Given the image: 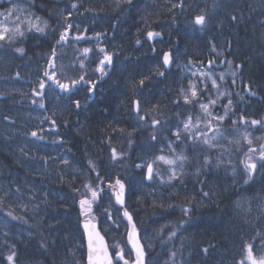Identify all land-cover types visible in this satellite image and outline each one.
I'll return each mask as SVG.
<instances>
[{"label": "trees", "instance_id": "trees-1", "mask_svg": "<svg viewBox=\"0 0 264 264\" xmlns=\"http://www.w3.org/2000/svg\"><path fill=\"white\" fill-rule=\"evenodd\" d=\"M38 5L45 20L43 31L26 23V35L11 33L10 42L0 40V177L8 184H20V193L37 192L39 214L48 213L53 222L72 216L70 228L76 227L84 243L79 262L85 264L79 200L88 198L106 206L91 210L92 217L100 222L112 249L123 247L126 225L104 188L116 178L123 179L128 187V209L139 222L136 198L141 197L138 189L147 184L144 174L152 165L147 159L169 143L178 152L187 139H173L172 130L178 129L175 121L183 114L199 121L201 105H207L216 115L218 124H211L210 131L218 128L219 144L209 162L204 147L191 151L189 160L177 170L179 188L165 190L173 205L187 202L195 212L186 233L175 244L164 245L160 255L162 260L171 258L172 246H177L185 252V260L176 264H239L238 255L248 251V245L257 246L264 216L255 213L254 203L251 213L240 212L238 187H232L226 178L233 179L232 171H236L235 180L242 182L248 174L249 184L264 181V165L254 172L245 167V157L261 145L259 138L264 134L259 127L264 117V0H39ZM202 14L206 16L203 27L194 24L195 17ZM127 25L139 29L135 32ZM145 30H154L159 37L151 43ZM67 31L73 40L61 38ZM89 32L92 41L101 40L102 52L79 43ZM166 50L173 55L169 68L162 60ZM12 52H26L32 63L42 55L41 68L28 66L25 81L10 83ZM79 53L96 60L79 63ZM106 56L111 57L110 63ZM218 76L226 90V98L221 100H215L218 83L213 78ZM136 99L139 114L134 112ZM156 120L160 126L151 127ZM254 120L260 123L253 124ZM241 131L251 137V143L239 151ZM160 132L164 134L158 137ZM33 155L41 157L45 169H31L36 164ZM187 163L197 165L195 176L187 171ZM95 183L98 195L91 200L92 193L87 196L86 191ZM206 187L210 190L202 189ZM203 196L210 199L199 207ZM141 203L144 224L156 218L179 219L169 203L152 204L146 194ZM10 207L0 201V211L10 213L7 216L12 219L15 213ZM40 235L32 234L35 239ZM37 244L48 245L44 240ZM33 245L34 241L24 246L16 239L14 252L28 259L23 250L29 252ZM70 252L78 254L72 248ZM153 259L149 252L148 264ZM3 260L0 254V262Z\"/></svg>", "mask_w": 264, "mask_h": 264}, {"label": "rangeland", "instance_id": "rangeland-1", "mask_svg": "<svg viewBox=\"0 0 264 264\" xmlns=\"http://www.w3.org/2000/svg\"><path fill=\"white\" fill-rule=\"evenodd\" d=\"M38 1L39 0H12V4L9 7L0 6V13L4 14L0 15V33H3V30L5 28L8 29V31L4 33L5 38L8 39V42H10L9 37L11 36V33H22L21 35L23 36L26 34L24 33V27L26 26V23H28L29 25L32 24L31 26L36 30L38 28H44L45 22L40 17L36 16L37 12L35 10H37ZM39 5L42 6L40 3ZM138 22L140 24V21ZM127 26L130 28V30L135 32L139 29L137 27L131 28V25ZM17 28L20 30L19 32L16 31ZM82 32L80 33L81 35ZM147 32L148 30H145L143 33L145 38ZM67 33L68 35H64L65 38L63 40H73L70 35L71 32L67 31ZM83 37L84 38H82L79 43L84 48H90V46H92L97 48V50L100 49V52L103 51L104 45L100 43L101 40L92 41V38H90V32L89 34L84 35ZM19 55L21 54L11 53L9 61L12 64L10 66H16L17 68H19L23 65V69H25L27 67V64L22 62V58ZM79 55V63L82 61H86V63L88 64L89 60H96L95 57H93L92 55L89 56V54L86 53H79ZM98 58L100 59L99 56ZM59 62L64 63V60L61 61L60 59ZM50 66H54V63H51ZM35 67L38 68L36 65H31L30 69H35ZM218 74H220L221 77L226 76L224 72H219ZM220 76L213 78L215 80L216 85L218 83L216 87L217 94L215 96V100H221L226 98V90L225 88L221 87L222 85H224L222 83L223 79H218ZM18 77V72L17 74L12 73L10 83L19 82ZM21 80L24 81L23 78H21ZM220 83L221 85L219 86ZM215 116L216 115L213 114L208 109V107L206 110L205 108L201 110L199 121H196V119L190 117L186 118L185 114H183L179 120L175 121L176 127L179 130H172V134L175 135L173 136V139H178L180 137L186 138L187 140L185 141V144L181 148H179L177 152L176 149L169 148L171 146V144L169 143L168 145L164 146V148H162L160 151H158L159 149L156 150L154 152V155L147 159L151 161V164L153 166V174L150 182L147 183L146 187L138 189V195H141V197L140 199L139 197H137L136 202L139 203L138 210L140 214L138 213L139 222H136L141 230L142 239L146 245V248L154 257V259L152 260L153 264H176L177 262L183 263L185 260V258L183 257L185 255V252L179 251V248L177 246H172L173 248H175V252L172 253L171 258H168L167 260H162L160 252H163V250L166 249L164 245H167L169 243L175 244L176 238H179L180 236L186 233V227L191 221V217L195 212V208L187 206L188 204L187 202L184 203L183 198H180L178 200L180 203H184L183 205H173L168 199L171 195L168 196L165 190L167 188H179V182L175 179L178 174L177 170L179 168L180 163H183L185 165V163L189 160L190 156L192 155L191 151L204 147L208 155L207 160L208 162L210 161V156L212 152L219 144L218 137L220 136L217 127L214 133L210 131L211 124L215 126H217L218 124L216 123V120L214 118ZM167 123L171 125L170 119L167 120ZM186 124L188 125L187 128L185 127ZM150 126L153 127L152 124H150ZM259 127L264 130V117ZM244 128H248L247 124L244 125ZM242 132L243 131L240 132L242 140L239 142V144H237V149L239 151L242 150V147L248 146L249 140H251V137L247 135L246 132ZM163 134L164 133L160 132L157 136L159 137ZM173 139L172 142H174ZM259 140L261 141V145H256L254 153L245 157L246 167L250 163H255L256 169L264 165V161L260 158L261 151L264 150V147H262L264 146V134L259 138ZM188 141L189 144H187ZM185 147L189 150L186 151ZM165 149H168L167 152H165ZM25 151V149L20 150V153L23 154ZM196 152L199 154L200 157L199 151ZM161 156L165 157V160L174 161V163L169 164L166 163L164 160H160L159 157ZM241 157H243V155ZM32 159L36 161V164L33 168L31 164V169H33L34 171H41V169H45L44 165H46V163L43 165L41 157L33 155ZM186 167L190 175H196L197 165L191 166L187 163ZM233 169L236 170L235 167ZM232 172L233 179L230 176V178H226V182L231 183L232 187H238L239 192L236 198V205L240 209V212L246 213L249 210V212L251 213L254 209V203L257 205L255 213L260 212V214L264 216V181L263 183L261 182L259 184H249L247 182L249 178L247 174L241 182L240 180H235L234 175L236 171ZM173 173H175V175H173ZM4 180V178L0 177V201H5L9 205V207L11 206L10 208L14 211L15 217L17 215L21 217V219H23L24 221H21L15 217L9 219L7 215H10V213L5 214L0 211V254H2L4 257V260L0 262V264H80L79 261L83 260H81V258L83 253L82 247L84 243L80 241V237H82V235L77 232L76 227L71 226L70 228V224H72L74 221H72V216H69V219L65 216L64 218L60 219V222H53L52 219H50L47 215L48 213L39 214V208L36 204L38 201V199H36L37 192H35V194H31L29 192L31 195L28 193V191H25V193H20V191H22V186L20 184L14 182L12 184H8L7 182H4ZM190 185L195 186L194 184ZM87 189H89L86 191L88 196V193L91 194L93 190L97 192L98 186L96 185V183L90 184ZM202 189L209 188L206 187ZM199 190H201V188ZM143 194H146V196L149 197V200L152 204L163 205L169 203L171 209L178 214L179 219L172 220L171 222L169 218H156L157 220L153 221L152 223L144 224V207L141 203V198L143 197ZM86 199L88 200V198ZM208 199L210 198L204 196L201 197L197 205L200 207L201 205L207 203ZM234 199L235 197L233 198V200ZM91 200H93V198ZM108 202L110 203V201ZM104 204H106V202H104ZM96 207H102L105 209L106 206H101L99 205V203L92 202L91 210L95 211ZM86 209L87 205H85L84 211H86ZM111 212V209L107 208V214L110 218ZM92 216L93 214H91V212H88L86 217ZM262 222L260 223L262 224V230L259 232L261 227L260 229H258L259 241L257 243V246L255 243L252 247L253 256L257 260H259L261 256H264V220ZM41 228L45 229V231L40 232ZM33 233H35V235L41 234L42 236L40 235V239H35L32 236ZM16 239L21 240L24 246L28 245V241H34L35 245L31 246L28 249L29 252L25 251V249L23 250L24 253L29 255L28 259H25V257H22L21 255L15 253L13 261L8 260V256L14 252L13 243L16 241ZM42 240L48 243V245H46L45 247H41L37 244L36 246V243L41 244ZM124 242L123 244H126V248H128L126 239ZM62 245L66 246V248L63 249ZM70 248H72L78 254L74 256L70 252ZM118 250L119 247L117 246L115 248V252H118ZM238 259L240 261L239 264H241V261H243V264H252V262L248 259L247 250L243 255H238Z\"/></svg>", "mask_w": 264, "mask_h": 264}, {"label": "snow or ice", "instance_id": "snow-or-ice-1", "mask_svg": "<svg viewBox=\"0 0 264 264\" xmlns=\"http://www.w3.org/2000/svg\"><path fill=\"white\" fill-rule=\"evenodd\" d=\"M0 15H4V14L0 13ZM232 19H236V17H233ZM195 23L197 25L202 26V27L205 26L206 25V17L204 15L197 16L195 19ZM37 30L43 31L42 28H38ZM7 31H8V29L5 28L3 30V33H0V40L5 39L4 33H6ZM16 31L19 32L20 30L17 28ZM155 35H159V34L158 33H152V32L148 33V36L150 38L155 36ZM61 38L64 39L65 37L62 36ZM17 51H22V49H17ZM84 51L87 52L89 50L85 49ZM105 59L109 63L111 62L110 56H106ZM169 59H170L169 55L165 54V57H164L165 64L169 63ZM47 75H48V73L45 72V76H47ZM53 79H54V76H53ZM56 83H59V81H56ZM73 83H75V82H73ZM141 83H143V81H141ZM40 87L43 88L44 85L41 84ZM60 87L67 88L68 85L61 84ZM93 87H94V85H93ZM193 95H195V92H193ZM213 103H215V101H213ZM229 103H231V101H229ZM76 106L79 107V101L76 102ZM201 107L205 108V110L207 109V105H201ZM219 119H223V117H220ZM252 123L258 124L260 122L254 120V121H252ZM185 127L187 128L188 125L186 124ZM32 135L35 136L36 133H32ZM177 135H179V134H177ZM153 138H155V137H153ZM249 143H251V140H249ZM262 147H264V146H262ZM252 151H255V150L253 149ZM260 158H261V160H264V150L261 151ZM159 159L164 160L166 163H169V164L174 163V161L165 160V157H163V156L159 157ZM247 167L250 170V172H254L256 169V164L250 163L247 165ZM151 174H152V166L148 165V178L149 179H151ZM173 175H175V173H173ZM117 184L120 185V189H121V193L118 196V199L120 200L121 203H123L122 194H123L124 186H123V184L120 183V181H117ZM97 195H98V193L95 190H93L92 191V198L95 199L97 197ZM205 195H207V194H205ZM91 203L92 202L90 200H81L80 201V205H81L82 209H84L85 205H87V209L85 211L86 216H87L88 212L91 211ZM125 215L128 216V213L125 212ZM129 220H131L130 216H129ZM84 227L88 231V240H89V243H88V247H89L88 262H89V264H113V259L108 252L107 245L104 243L103 237L100 236L99 232L95 231V225L86 222ZM129 240L132 242V246L136 250V259L133 262V264H144L145 253H144L143 247L139 243V240L136 238L135 225H133V227H132V233L129 235ZM204 251H207V249H205ZM14 256H15V252H13L11 255L8 256V260L13 261ZM116 256H117V264H119V261H123L124 264H129V261L125 260V258H124V254H123L122 249L116 253ZM248 259L252 262V264H264V256H261L259 260L255 259V257L253 256L252 245H248ZM241 264H243V261H241Z\"/></svg>", "mask_w": 264, "mask_h": 264}, {"label": "water", "instance_id": "water-1", "mask_svg": "<svg viewBox=\"0 0 264 264\" xmlns=\"http://www.w3.org/2000/svg\"><path fill=\"white\" fill-rule=\"evenodd\" d=\"M154 33V32H152ZM148 39H150L151 41H154L156 39V35L153 36V37H149L147 36ZM165 54H168L169 55V63L165 64L166 66H170L172 64V55H171V52L170 51H167ZM165 57V55H164ZM165 63V62H164ZM140 111V107H139V104L138 102L135 103V112L138 113ZM157 123H154V125H156ZM147 180L149 181L150 179L148 178V170H147ZM117 181H120L121 184H123L124 188H123V194H122V200H123V203L120 202V200L118 199V196L120 195L121 193V189H120V185L116 184L113 186L111 184H108L106 189L109 190L111 187H113V190H112V196L114 198V202L115 204L118 206V208L121 209V215H122V219L125 221V223L127 224V234H126V238H127V243H128V246L130 248V250L132 251L133 253V262L135 261L136 259V250L133 248L132 246V242L129 240V235L132 233V227L133 225H135V229H136V238L139 240V243L140 245L143 247V250H144V264H147V251H146V247L141 239V234H140V229L138 228L135 220H134V217L133 215L131 214V212L128 210L127 208V205H126V192H127V187H126V184L124 181L122 180H119L117 179ZM79 207H80V210H81V215L84 217V212H83V209L81 208V205H80V202H79ZM125 212L128 213V216L125 215ZM129 216L131 217V220H129ZM88 222L90 224H94L95 225V231L99 232L100 236L103 237V240H104V243L107 245V248H108V252L109 254L111 255L112 259H113V264H116L117 262V256L115 255V257L113 256L111 250H110V246H109V241L107 239V237H105L99 227V222L92 219V218H85L83 221H82V229L84 231V235H85V242H86V264H89L88 262V254H89V247H88V243H89V240H88V231L85 229L84 225L85 223ZM120 251V250H119ZM118 251V252H119ZM123 254H124V251H123ZM124 258L125 260H128L126 257H125V254H124ZM121 262L122 264H124L123 261H119ZM133 262L131 264H133ZM130 264V262H129Z\"/></svg>", "mask_w": 264, "mask_h": 264}, {"label": "flooded vegetation", "instance_id": "flooded-vegetation-1", "mask_svg": "<svg viewBox=\"0 0 264 264\" xmlns=\"http://www.w3.org/2000/svg\"><path fill=\"white\" fill-rule=\"evenodd\" d=\"M11 1L12 0H3V1L0 0V6L1 7H9L12 4Z\"/></svg>", "mask_w": 264, "mask_h": 264}]
</instances>
